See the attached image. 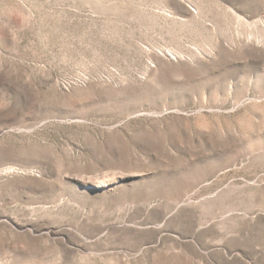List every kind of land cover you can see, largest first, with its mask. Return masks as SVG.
<instances>
[{
  "label": "rangeland",
  "instance_id": "1",
  "mask_svg": "<svg viewBox=\"0 0 264 264\" xmlns=\"http://www.w3.org/2000/svg\"><path fill=\"white\" fill-rule=\"evenodd\" d=\"M0 264H264V0H0Z\"/></svg>",
  "mask_w": 264,
  "mask_h": 264
}]
</instances>
